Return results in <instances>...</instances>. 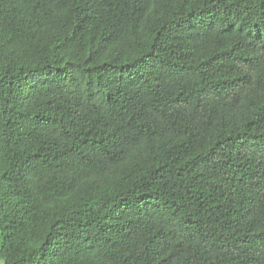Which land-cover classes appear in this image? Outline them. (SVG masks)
Instances as JSON below:
<instances>
[{
    "label": "trees",
    "instance_id": "1",
    "mask_svg": "<svg viewBox=\"0 0 264 264\" xmlns=\"http://www.w3.org/2000/svg\"><path fill=\"white\" fill-rule=\"evenodd\" d=\"M3 264H264V0H0Z\"/></svg>",
    "mask_w": 264,
    "mask_h": 264
},
{
    "label": "rangeland",
    "instance_id": "2",
    "mask_svg": "<svg viewBox=\"0 0 264 264\" xmlns=\"http://www.w3.org/2000/svg\"><path fill=\"white\" fill-rule=\"evenodd\" d=\"M1 240V239H0ZM0 264H3V261L0 259Z\"/></svg>",
    "mask_w": 264,
    "mask_h": 264
}]
</instances>
